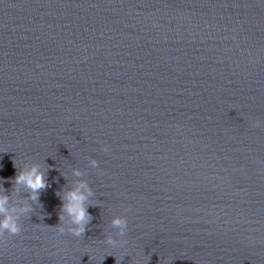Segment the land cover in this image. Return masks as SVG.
Instances as JSON below:
<instances>
[{
	"label": "water",
	"instance_id": "water-1",
	"mask_svg": "<svg viewBox=\"0 0 264 264\" xmlns=\"http://www.w3.org/2000/svg\"><path fill=\"white\" fill-rule=\"evenodd\" d=\"M13 161L50 186L0 264H264V0H0L15 203ZM78 180L94 203L75 238L54 227ZM117 215L128 243L110 247Z\"/></svg>",
	"mask_w": 264,
	"mask_h": 264
},
{
	"label": "clouds",
	"instance_id": "clouds-1",
	"mask_svg": "<svg viewBox=\"0 0 264 264\" xmlns=\"http://www.w3.org/2000/svg\"><path fill=\"white\" fill-rule=\"evenodd\" d=\"M250 126L253 128L260 127L261 121L251 120ZM102 151H109L104 145ZM88 165L96 168L98 163L95 159H89ZM14 168H17L15 176L11 179L13 191L19 192L21 188L28 190L26 199H18L15 203L11 202V198L5 193L3 184L4 179L0 178V237L5 233L10 236L17 235L21 232V217L27 216L34 212L33 205L37 208L42 207L39 204L40 190L49 187L45 178V172L39 163H24L17 167L13 161ZM72 174L80 177L82 173L78 169H73ZM60 200V212L58 213L59 223L54 227L61 234L67 232L72 237L80 238L86 231V225L89 223L91 216L87 211L89 197L93 196L92 189L84 180H78L74 186L56 194ZM29 201L31 203H29ZM43 219V216H41ZM111 227L116 229L115 236L109 235L103 243L110 247H123L128 241L124 239L128 231V222L124 216L117 215L111 219ZM117 260V259H116ZM119 264V260H117Z\"/></svg>",
	"mask_w": 264,
	"mask_h": 264
}]
</instances>
